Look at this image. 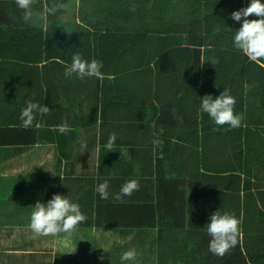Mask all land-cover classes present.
<instances>
[{"label": "crops", "instance_id": "obj_1", "mask_svg": "<svg viewBox=\"0 0 264 264\" xmlns=\"http://www.w3.org/2000/svg\"><path fill=\"white\" fill-rule=\"evenodd\" d=\"M59 4L64 7L55 14L43 15L45 7ZM249 5L244 0L242 8ZM99 6L97 0H36L30 11L37 17L26 22L15 0H0V29L42 27V56L49 54L35 65L9 62L0 66V213L17 215L13 221L25 223L0 226V264H49V258L50 264L85 260L97 264L101 253L97 231L124 237L135 233L139 240L133 246L144 249L149 242L146 236L155 233L144 254H149L146 261L156 256L159 264L157 231L167 228L112 225L143 224L132 217L134 205L141 199L159 198V182L164 177L174 180L172 190L186 192L187 211L184 221L166 227L199 234L169 240L161 264H202L201 260L204 264H264V61H250L233 44L220 45L209 37L185 43L183 37L180 43L189 51L180 58L172 54L176 63H159L158 44L147 53L148 64L127 69L123 58L118 57L117 63L98 59L97 48L82 42L99 33L118 32L121 38L125 33L124 27L108 25L116 22L108 10L98 15ZM227 21L242 26V21ZM55 24L57 32L49 33ZM83 28L89 31L88 37ZM226 39L223 36L222 41ZM109 46L114 53L112 43ZM76 53L88 54L84 58L88 61L104 59L102 78L80 80L74 75L66 79L65 69ZM119 68L128 71L113 72ZM224 89L236 100L234 113L244 119L239 128L225 125L215 130L214 122L200 111L201 98H216ZM29 101L47 105L51 111L46 116L37 113L33 126L25 130L19 117ZM65 121L71 131L60 134L57 126ZM113 133L117 137L114 148L107 152L104 145ZM156 138L163 141L162 149L154 150ZM215 174L221 182L213 190ZM105 180L109 182L106 200L95 191ZM130 180L139 182V191L115 200L113 194ZM56 194L79 204L87 219L75 232L92 230L97 232L93 237L77 233L74 239L64 233L45 237L31 231L36 203L47 204ZM122 202L127 203L122 206L127 217L117 221L113 210ZM216 211L232 213L240 221L238 245L223 257L208 250L207 224ZM39 246L42 249H36ZM171 247L176 249L169 252ZM122 251L117 255L119 264Z\"/></svg>", "mask_w": 264, "mask_h": 264}, {"label": "trees", "instance_id": "obj_2", "mask_svg": "<svg viewBox=\"0 0 264 264\" xmlns=\"http://www.w3.org/2000/svg\"><path fill=\"white\" fill-rule=\"evenodd\" d=\"M245 1L248 5L251 2V0ZM97 2L100 4L97 9L98 15H100L99 12L108 10L112 14L113 19L116 20V22L108 24L109 26L128 28L124 29L125 33L122 34V38L118 32L111 31L106 34H95V37L91 40L93 45H91L89 38L82 40V42L87 41L86 44L90 48H97L98 51H95V55L98 59L106 57L109 61L117 63L118 57L123 58L125 60L123 62L128 64L127 69H136L148 64L147 53H149L150 49L158 46V44L159 63H165L166 60L169 63H176L171 58L172 54H176V58H180L183 52L189 51L186 46L180 43L183 37L185 43H188V41L191 43L199 40L205 41L209 37L212 42L220 41V45H224L225 42L226 46L227 44L232 45L235 31L239 30L241 23L230 24L231 21L227 20L231 18V14L234 11L242 9L244 5V0H225L226 3H222L224 5H221L218 0H97ZM133 4L135 5L132 6ZM226 9L227 13L225 12ZM223 11L227 20H224L222 16ZM95 27L106 26L95 25ZM58 28V25H52L48 32L50 33L52 30L57 32ZM0 34H3V40L0 41V66L9 62L35 65L42 63L44 59H48L46 57L49 54L42 56L43 52L41 51V46L44 43L42 27L26 26V28L22 29L19 27L8 28V30L0 29ZM83 34L88 37L90 33L84 29ZM7 35L11 37L7 39ZM223 36H225V39L227 36L228 39L222 41ZM103 38H107V41H103ZM44 40H48L47 37ZM53 40L55 39L53 38ZM109 41L112 43L114 53L107 49L111 43L104 46ZM106 51L110 53H106ZM79 54L83 59L89 57L85 53ZM135 59L143 62L137 63ZM102 62H104V59ZM127 69L119 68L113 70V72L128 71ZM170 70L172 68L164 70L166 74L163 77H166ZM219 177L217 174L212 175L213 190L216 187L215 185L218 186ZM173 183L175 182L170 177L162 178L159 182V198L141 199L138 200L139 204L135 203V212L132 217L140 219L144 222L143 224L131 221L129 223L122 222V224L116 223L115 226L112 225L113 227L143 228L145 225L146 227H154L160 224L167 228L168 230L161 229L157 231L159 264H161L160 256L165 252L169 240L175 241L184 235L187 238V233H189V236L199 234L197 230L193 232H184L176 229L170 231L171 227H166L171 222L179 224V222L186 219L187 215L186 192L172 190ZM213 190L211 191L213 192ZM126 204V202H122L115 205L113 210L117 214L114 216L115 220L119 221L122 217H127L124 209H122V206H126ZM190 207H193L191 203ZM114 217L112 220H114ZM13 219L17 220L18 216L13 214L2 215L0 213V226H17L24 223L21 220L14 222ZM196 241H199V238ZM175 247L178 248L176 245ZM175 247L168 248L169 252H173L176 249ZM200 263L204 264L203 260Z\"/></svg>", "mask_w": 264, "mask_h": 264}, {"label": "clouds", "instance_id": "obj_3", "mask_svg": "<svg viewBox=\"0 0 264 264\" xmlns=\"http://www.w3.org/2000/svg\"><path fill=\"white\" fill-rule=\"evenodd\" d=\"M36 0H15L18 9L21 10L23 19L27 22L31 17V8ZM63 4L45 7L43 15L55 14L58 9H62ZM256 16L259 19L249 20L248 17ZM231 18L236 21H242V26L235 31L233 45L236 49L242 51L247 58L256 63L264 61V3L261 0H251L250 5L231 14ZM103 62L101 60L92 59L85 60L79 53L72 56L70 66H67L64 72L65 78H71L74 75L80 80L85 78H102L101 69ZM236 100L230 95L228 89L216 98L211 95H205L201 98L200 111L206 113L214 122L216 129L228 125L235 129L241 127L243 116L234 113ZM47 105H40L29 101L27 106L21 110L20 121L21 126L25 129L31 128L35 120L36 114L46 116L50 113ZM60 134H67L71 131L67 121L57 126ZM163 134L161 130L160 135ZM116 134L109 136L107 143L104 145L107 152H111L114 148ZM154 150L162 149L163 141L159 138L153 140ZM163 158V152L159 153ZM139 182L136 180L126 181L120 188L119 193L113 194L115 200H122L125 196L131 197L135 191H139ZM109 182L105 180L99 183L95 191L101 199L109 198ZM86 216L82 214L79 204L72 203L65 196L53 195L47 204L37 202L34 211L30 217V229L37 236H57L61 233L71 235L75 232L77 226L86 220ZM240 221L234 214L225 212L221 214L219 211L211 214L210 222L207 224V235L210 237L208 250L213 255L223 257L232 248L238 245V237L240 234ZM136 251L128 250L124 252L120 259L121 264L125 262L135 261Z\"/></svg>", "mask_w": 264, "mask_h": 264}, {"label": "rangeland", "instance_id": "obj_4", "mask_svg": "<svg viewBox=\"0 0 264 264\" xmlns=\"http://www.w3.org/2000/svg\"><path fill=\"white\" fill-rule=\"evenodd\" d=\"M134 5L135 4H133L132 6H134ZM32 13H31V20H32V18L37 17ZM127 28L128 27H126V29ZM97 232H96L97 236L95 238H96V242L99 244L98 249L100 250V248H101V251H100L101 253L97 258V264H116V263L119 264V262H116V260H117V255L119 253H121V249L123 250L122 253L126 252L128 250H133V249L137 253L135 261L125 262V264H146V263L147 264H151V263L154 264L155 263L156 256H154L151 261H146V257L149 254L148 253L144 254V253L148 252V250L150 249L149 245H150L152 239L154 240V238L156 237L155 233L149 232V236H146L145 241L149 240V242H148V247L146 246L144 249L143 245L133 246V244H135L139 240V236L135 233H133L131 236L129 235L128 237H124V236H120L118 234V232H106L105 231L104 234H102L101 231H97ZM119 232H121V231H119ZM75 233H77L78 235H80V234H86L88 236L90 235V237H93L91 234H96L92 230L85 231L84 233L83 232L82 233L74 232L72 234L73 239L76 238ZM36 249H42V248L39 246ZM103 253L105 254L104 257H102ZM58 258L60 260V257H58ZM110 260H112V261H110ZM47 261H49V264H50L51 259L49 258V259H47ZM82 262H83L82 264H94L95 261L91 262V261L85 260ZM16 263L21 264L20 262H16ZM62 263L63 262L56 261L55 264H62ZM64 264H67V263L64 262ZM70 264H74V263L71 262Z\"/></svg>", "mask_w": 264, "mask_h": 264}]
</instances>
